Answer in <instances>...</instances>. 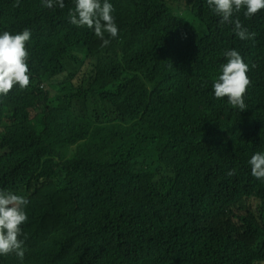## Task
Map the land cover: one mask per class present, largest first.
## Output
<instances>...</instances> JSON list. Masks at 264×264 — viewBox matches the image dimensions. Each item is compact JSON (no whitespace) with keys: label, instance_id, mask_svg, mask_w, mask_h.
Returning <instances> with one entry per match:
<instances>
[{"label":"trees","instance_id":"1","mask_svg":"<svg viewBox=\"0 0 264 264\" xmlns=\"http://www.w3.org/2000/svg\"><path fill=\"white\" fill-rule=\"evenodd\" d=\"M163 1L191 7L198 0ZM16 4L17 0H0V34L30 29L31 39L26 42L30 83L25 89L14 85L7 95H0V124H10L15 130L12 145L18 157L11 176L13 192L29 201L25 206L28 219L19 237L24 241L25 255L30 238L43 234L55 240L45 264H103L108 254L120 249L113 242L90 247L81 238L105 229L126 201L143 200L149 207L162 204L150 193L154 180L144 172L148 168H154L166 185L176 184L178 208L165 215L171 223L213 229L215 216L220 217L227 207L231 191L220 190L218 200L209 202L216 183L201 190L194 181L209 178L229 155L242 153L250 160L260 141L241 134L224 137L216 113L235 107L227 97L216 99L212 85L226 63L223 53L236 49L250 66L245 104L259 88L255 70L264 44V9L251 19H245L243 10L238 14L248 31L256 33L249 40H240L232 25H220L212 8L210 21L203 25L194 20L171 31L158 24L152 26L149 31L155 41L177 47L182 53L179 74L164 80L155 69L128 56L127 39L139 26L129 21L124 8L113 15L118 35L113 38L105 33L104 39L110 43L103 46L94 29L70 23V6L47 8L43 0H19L20 6ZM42 49L70 56L77 63L74 94L66 104L40 85ZM141 98H146L147 104ZM74 99L83 101L84 113L70 107ZM88 113L95 115L90 121L91 132L71 137V130ZM132 127L152 132L156 138L150 143L137 141L129 130ZM181 133L199 134L208 145L196 152L183 143L178 150L176 138ZM164 151L169 153L166 158ZM196 157L201 158V166L191 178H184L190 168L186 161ZM239 177L232 180L235 191L239 190ZM102 186L108 187L107 197L92 201ZM194 202L204 206L192 207ZM75 238L79 240L76 245ZM196 243L190 237L167 238L156 253L127 248L135 259H120L131 261L125 264H134V260L171 264L189 255ZM242 253L246 259H257L264 253V241L248 244ZM19 260L15 254L0 256V264Z\"/></svg>","mask_w":264,"mask_h":264},{"label":"clouds","instance_id":"2","mask_svg":"<svg viewBox=\"0 0 264 264\" xmlns=\"http://www.w3.org/2000/svg\"><path fill=\"white\" fill-rule=\"evenodd\" d=\"M43 3L47 8H52L55 4L61 9L65 5L72 7L68 14L70 23L77 27L94 29L95 35L103 40V46L110 43L109 39H104L105 33L113 38L118 35L113 15L124 8L129 21L139 26V30L127 39L125 50L128 56L155 69L164 80L179 74L182 53L177 47H166L155 41L149 31L152 26L158 24L171 31L194 20L203 25L210 21V12L213 9L220 18V25H232V31L240 40H249L254 39L256 33L248 31L238 14L243 10L245 19H251L264 9V0H198L191 7L163 0H43ZM16 6H20L19 0ZM30 39L31 31L28 28L16 34L8 31L0 34V95H7L14 85H19L21 89L29 86V53L26 42ZM223 55L226 63L221 65V74L213 82L214 97H227L231 106L241 110V118L235 119L229 109L218 110L216 117L225 138H234L241 134L260 141L248 163L253 177L264 180V44L255 70V80L259 88L251 94L246 104L244 96L251 83L248 76L250 66L236 49L225 50ZM40 66L41 86L51 89L63 101L73 96L77 63L72 57L42 49ZM14 134L12 125L0 124V256L15 254L20 259L9 264H45L49 261L54 247L44 250L40 245L45 243L54 246L55 240L37 234L30 238L29 251L25 255L24 241L19 238L22 234L21 226L28 219L25 206L29 201L26 196L13 192L11 176L18 157L17 150L12 145ZM227 174L235 175V169ZM242 180L240 176L238 188ZM194 185L205 190L212 188L214 182L209 178H202L195 180ZM260 212L264 213V209ZM197 245L196 243L189 255L171 264H200L211 257V253L219 247V242L213 240L204 248L196 250ZM233 253L238 257H248L241 251L233 250ZM107 257L135 259L126 250L114 251L105 258Z\"/></svg>","mask_w":264,"mask_h":264},{"label":"bare ground","instance_id":"3","mask_svg":"<svg viewBox=\"0 0 264 264\" xmlns=\"http://www.w3.org/2000/svg\"><path fill=\"white\" fill-rule=\"evenodd\" d=\"M141 102L147 104L146 98H141ZM230 114L237 120L241 118V112L237 108L230 111ZM95 115L88 113L83 119L78 123L76 128L72 129L70 132L71 137H76L79 134L90 133V121L94 119ZM132 133L136 135V140L140 142H152L156 135L152 132H143L137 127H132L129 129ZM178 144V150L182 149L183 143H188L192 148L199 152L207 147L206 139L199 135L193 134L189 135L186 133H181L176 138ZM162 155L166 158L169 156L168 151H164ZM249 158L245 154L229 155L224 161L219 163L218 168L215 172L209 174V179L214 181V190L208 195V201L214 202L218 200L220 190L231 191L230 195V205L225 207L221 211L222 217L216 215V220L213 222V229L210 231L206 229L198 230L197 228H192L190 234L185 230L181 231V236L183 238L190 237L195 241H206L209 238L210 232L214 229H218L224 226H231L233 224H242L246 221L245 215L247 208L251 205L261 203L264 197V180H257L253 177L251 173V166L248 163ZM186 164L190 167L184 174V178H191L194 172L201 166L202 160L200 157L194 159H188ZM140 169H143L141 166ZM235 169L236 174L233 176H228V172ZM144 172L154 180V184L150 190V193L158 197L162 204L159 206L149 207L148 203L143 200H137L134 203L124 202L118 207V211L122 214L116 219L111 220V223L106 225L105 229L97 230L93 233L96 234V240L103 239L106 234H110L112 237H118L121 234H132L135 231V226L141 225L144 221L149 219L152 215L161 213L163 210L173 211V207L176 204V184L171 182L170 185H166L159 173L154 168L144 169ZM239 175L242 177V184L239 190L235 191L232 189L233 177ZM108 187L102 186L99 188L98 193L91 198L92 201H99L104 199L108 195ZM204 203L194 202L192 207H202ZM83 231L82 227H79ZM241 236L237 233L233 236L236 241ZM78 239L73 240L74 244L78 243ZM53 245L41 244V249H51ZM219 263H221L219 261Z\"/></svg>","mask_w":264,"mask_h":264},{"label":"rangeland","instance_id":"4","mask_svg":"<svg viewBox=\"0 0 264 264\" xmlns=\"http://www.w3.org/2000/svg\"><path fill=\"white\" fill-rule=\"evenodd\" d=\"M62 104H66L67 100H61ZM70 107L78 114L84 113L85 106L81 99H74L70 103ZM230 199L228 206L230 205ZM178 206L175 204L173 210ZM224 209V208H223ZM222 209V210H223ZM264 209V197L261 203L251 205L246 211V221L242 224H233L229 227L224 226L214 229L210 232L206 241H196L197 249L204 248L211 241H218L219 247L211 253V257L200 262V264H264V253L260 254L257 259H246L238 257L234 251H245L248 244L254 245L260 241H264V215L259 217L258 211ZM168 211L163 210L162 214L153 215L141 225L135 226L132 234H121L118 237H112L110 234L101 240H96V235H88L81 238V242L93 247L96 245H104L113 242L120 250L127 248L139 252L156 253L157 249L164 245L165 239H178L181 237V231L185 230L188 234L191 228L181 227L179 224L171 223L165 215ZM122 213L115 214V217ZM220 217L223 218L220 212ZM198 230L206 229L201 226L195 227ZM210 231V229H206ZM240 233L241 236L235 241L233 236ZM219 261L221 263H219ZM131 262L127 259H115L107 257L102 260L103 264H125ZM134 264H141L139 260L132 261Z\"/></svg>","mask_w":264,"mask_h":264}]
</instances>
